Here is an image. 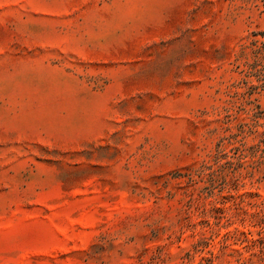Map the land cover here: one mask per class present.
<instances>
[{
  "label": "rangeland",
  "instance_id": "rangeland-1",
  "mask_svg": "<svg viewBox=\"0 0 264 264\" xmlns=\"http://www.w3.org/2000/svg\"><path fill=\"white\" fill-rule=\"evenodd\" d=\"M0 264H264V0H0Z\"/></svg>",
  "mask_w": 264,
  "mask_h": 264
}]
</instances>
